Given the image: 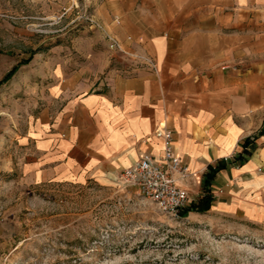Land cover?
<instances>
[{
	"label": "crops",
	"instance_id": "obj_1",
	"mask_svg": "<svg viewBox=\"0 0 264 264\" xmlns=\"http://www.w3.org/2000/svg\"><path fill=\"white\" fill-rule=\"evenodd\" d=\"M94 16L138 63L111 68L94 89L52 86L60 106L27 136L29 177L113 182L142 153L161 155L168 129L193 199L224 161L210 210L264 223V0H96ZM240 152L245 161L231 165Z\"/></svg>",
	"mask_w": 264,
	"mask_h": 264
},
{
	"label": "rangeland",
	"instance_id": "obj_2",
	"mask_svg": "<svg viewBox=\"0 0 264 264\" xmlns=\"http://www.w3.org/2000/svg\"><path fill=\"white\" fill-rule=\"evenodd\" d=\"M95 3L0 0V264H264V223L211 208L182 215L191 203L173 215L121 178L27 174V136L60 106L52 86L94 89L111 68L138 63L110 48Z\"/></svg>",
	"mask_w": 264,
	"mask_h": 264
},
{
	"label": "built area",
	"instance_id": "obj_3",
	"mask_svg": "<svg viewBox=\"0 0 264 264\" xmlns=\"http://www.w3.org/2000/svg\"><path fill=\"white\" fill-rule=\"evenodd\" d=\"M107 35L111 49L127 52L117 37L110 33ZM145 60L156 69L155 61L150 58ZM162 136L163 153H142L132 164L123 168L120 178L125 184L136 187L141 195L154 201L163 211L178 215L194 200L184 184L193 172L177 152L173 132L164 130ZM218 192H223V189H218Z\"/></svg>",
	"mask_w": 264,
	"mask_h": 264
},
{
	"label": "trees",
	"instance_id": "obj_4",
	"mask_svg": "<svg viewBox=\"0 0 264 264\" xmlns=\"http://www.w3.org/2000/svg\"><path fill=\"white\" fill-rule=\"evenodd\" d=\"M16 70V68L11 71L5 80L9 78L12 73ZM3 82V81H1ZM0 82V84H1ZM259 135L264 134V123L261 129L258 132ZM251 138L247 137L243 140L242 146H243V152H247V148L250 144ZM243 152H240L233 156L232 160L230 161L231 165H240L245 161V156L243 155ZM227 164L224 161H218L215 165H209L207 172L204 175L203 180V195H201L197 200H193L190 204V206L187 208L186 211H182V215H186L188 211H196V212H207L213 205L214 197L211 192V185L217 175V173L223 169L226 168Z\"/></svg>",
	"mask_w": 264,
	"mask_h": 264
}]
</instances>
